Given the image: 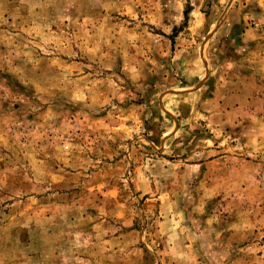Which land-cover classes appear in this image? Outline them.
<instances>
[{
  "label": "clouds",
  "instance_id": "1",
  "mask_svg": "<svg viewBox=\"0 0 264 264\" xmlns=\"http://www.w3.org/2000/svg\"><path fill=\"white\" fill-rule=\"evenodd\" d=\"M0 264H264V0H0Z\"/></svg>",
  "mask_w": 264,
  "mask_h": 264
},
{
  "label": "rangeland",
  "instance_id": "2",
  "mask_svg": "<svg viewBox=\"0 0 264 264\" xmlns=\"http://www.w3.org/2000/svg\"><path fill=\"white\" fill-rule=\"evenodd\" d=\"M137 191L139 192V189H137ZM149 195H150V193H145L144 196L142 197V201H143V202H146V201H147V197H148ZM157 203L163 205V203H164V199H163V197H161V199H160Z\"/></svg>",
  "mask_w": 264,
  "mask_h": 264
}]
</instances>
